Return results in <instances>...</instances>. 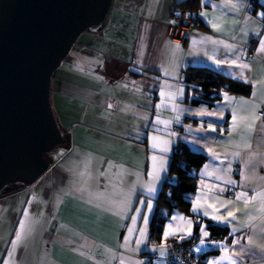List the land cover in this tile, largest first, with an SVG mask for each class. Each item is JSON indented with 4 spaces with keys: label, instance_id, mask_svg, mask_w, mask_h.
<instances>
[{
    "label": "crops",
    "instance_id": "obj_1",
    "mask_svg": "<svg viewBox=\"0 0 264 264\" xmlns=\"http://www.w3.org/2000/svg\"><path fill=\"white\" fill-rule=\"evenodd\" d=\"M178 1L113 0L114 13L120 18L116 25L120 23L108 30V37L127 51L132 49L130 61L144 72L140 77L130 76L129 56L119 58L116 67L124 72L127 86L72 67L55 71L50 100L65 140L48 156L49 167L36 181L0 195V264L10 259L9 252H13V264H171L166 260L170 242L186 233L180 231L166 240L163 235L155 244L149 240L155 198L167 172L154 182V194L146 186L151 180L152 156L166 159L168 171L173 145L179 140L207 156L199 168L191 212L229 229L221 237L209 235L201 246L200 227L206 223L200 222L192 250L202 247L194 251L197 254L216 251L204 264H264V198L259 195L264 192V119L257 115L264 110V53L257 51L264 36L256 35L264 32V23L247 11L248 0H200L199 16L205 28L193 25L181 42H173L166 31L170 11ZM209 21L218 24L219 30ZM100 28L98 35L103 34ZM241 64L249 67L241 68ZM187 66L211 68L249 83L250 95L225 93L212 107L183 102L188 92L181 73ZM54 84L57 88L52 91ZM185 117L197 121H185ZM157 118L168 122L167 126L156 123ZM164 140L170 142L166 153L160 151L166 146ZM229 179L234 183H227ZM238 193H245L249 202L237 201ZM197 198L203 207L194 213ZM140 200L153 204L150 213ZM228 201L233 203L221 207ZM136 208L149 216L139 246L136 240L141 239L139 229L144 225L140 217L132 222ZM205 210L208 216L203 215ZM227 211L234 212L236 220L211 219L212 215L226 216ZM189 219L193 222L182 211H173L164 232L169 224L172 231L186 228ZM22 220L28 229L13 250L11 242ZM129 228L135 230L129 234ZM125 237H130L127 244ZM235 240L239 244L234 247ZM161 244L166 245L163 256Z\"/></svg>",
    "mask_w": 264,
    "mask_h": 264
},
{
    "label": "water",
    "instance_id": "obj_2",
    "mask_svg": "<svg viewBox=\"0 0 264 264\" xmlns=\"http://www.w3.org/2000/svg\"><path fill=\"white\" fill-rule=\"evenodd\" d=\"M112 3L0 0L1 193L36 181L49 167L43 153L65 140L51 106V77L80 33L101 26Z\"/></svg>",
    "mask_w": 264,
    "mask_h": 264
},
{
    "label": "trees",
    "instance_id": "obj_3",
    "mask_svg": "<svg viewBox=\"0 0 264 264\" xmlns=\"http://www.w3.org/2000/svg\"><path fill=\"white\" fill-rule=\"evenodd\" d=\"M248 1L247 11L261 19L259 13L264 12V2L262 0ZM199 8L200 0H180L173 5L170 11L169 23L172 21L176 22L180 18L181 13L186 12V15L191 18L192 26L194 25L203 29L205 28V24L200 19ZM177 13L180 15H177ZM116 15L117 13H113L110 21L103 24L101 23L102 28H100V31H102L103 34H106V37H108V35L110 36L109 29H112V27L116 29L117 27V25L114 24H116L120 18ZM262 21L264 23V20ZM129 29L130 27L124 26L125 31H129ZM130 42L128 41V44H130ZM129 74L133 77H140L144 72L130 69ZM181 79L186 85L188 92L182 101L192 105H206L212 107L222 99L225 93L249 96L251 90L249 83L236 80L206 67L187 66L182 70ZM258 111L264 110L260 109ZM259 118L261 117L259 116ZM184 120L190 122L197 121L190 117H185ZM143 142H145V136ZM44 154L45 152L43 153V156L48 161L49 155ZM206 160L207 156L203 152L192 149L183 141L179 140L173 145L167 175L165 176L158 195L155 198L156 208L149 225V240L155 244L160 243L163 237L164 228L170 220L173 211H182L186 216L192 218L193 235L183 240L171 241L170 246H172V244L184 246L187 251L198 260L199 264H204L205 259L208 256L216 253L215 250H207L197 254L192 250L191 242H194L197 238L200 222L204 221L206 223L210 237H221L229 233V229L226 226L215 224L210 220L201 219L193 215L191 212V204L197 187L196 181L199 168ZM20 188L21 187L18 189Z\"/></svg>",
    "mask_w": 264,
    "mask_h": 264
},
{
    "label": "snow or ice",
    "instance_id": "obj_4",
    "mask_svg": "<svg viewBox=\"0 0 264 264\" xmlns=\"http://www.w3.org/2000/svg\"><path fill=\"white\" fill-rule=\"evenodd\" d=\"M225 6L227 7L229 5L226 4ZM230 6L232 8H234V9L237 8V5L235 3H231ZM177 15H180V14L177 13ZM200 15L201 16H206L207 14L205 12H201ZM259 16L261 17L262 20H264V12L259 13ZM171 23H175V21H172ZM209 23H212V22L209 21ZM212 27L214 29L219 30V26L216 23H212ZM256 35L264 36V32H257ZM177 47H179V46L177 45ZM257 51L260 52V53H264V38H261L259 40V46L257 48ZM239 67L248 68L249 65L241 64V65H239ZM180 94L181 95L183 94L182 90L180 91ZM161 95L163 96L164 93L162 92ZM225 99H228V97L226 96ZM157 107L159 108L160 105H157ZM200 115H212V113L201 112ZM176 119L178 120L179 117H177ZM235 119H236V117L234 116L233 120L235 121ZM156 123L165 124V126H167L168 122L162 121L159 118H157ZM156 139H157L156 137H153V140H156ZM163 144L166 145V146L161 148L160 151L166 153V152H168L170 150V148L167 147V145H169L170 142L168 140H164ZM152 146H153V148H155L156 144H153ZM152 161H153L152 171H150L148 173V175L151 178V180L146 186L147 192L149 194H154L157 191V188L155 187V183L154 182L160 180V173L161 172H165V173L167 172V161H166V159H164L163 157L158 158L156 155H153L152 156ZM109 167H112V165H109ZM206 168H207V166H205V169ZM202 174L209 175V173H207V171H204ZM241 175L243 176V174H241ZM217 179H219V177H217ZM244 179L247 180V177L245 176ZM227 183L232 184V183H234V181L229 179L227 181ZM219 191L223 192V191H225V189L224 188H220ZM259 195H260L261 198H264V192L260 193ZM242 199L244 200L245 204H247L249 202V199L246 197L245 193H238L236 195V200L240 201ZM252 199H255V197H253ZM139 203H140V205L146 207L149 213L151 212V210L153 208V204L150 201L146 202L145 200H140ZM231 203H233V202L232 201H228L226 204H222L221 207L227 208L228 204H231ZM202 207H203V205H201L199 203V198H197V202L193 205L192 211L194 213H198ZM209 207H214V206L213 205H209ZM135 211H136L137 215L131 217L133 224L136 223L137 217H140L143 220V225H144V227L139 229V235H140L141 239H137L136 240V244L139 246L141 243H143V238L146 236L147 225H148V222H149V216L148 215H142L140 208H136ZM215 211L219 212V209H215ZM203 215L204 216H208L209 212L207 210H205V211H203ZM24 216L26 218L28 217V212L27 211H25ZM227 217H230L232 220H236V218H237L234 212L227 211L226 216H223V215H221V216L212 215L211 219L227 223L228 222ZM172 219L175 220V219H177V217H173ZM179 219L184 220L183 217H180ZM192 223H193L192 220H190V219L186 220L185 221L186 228H183V229L182 228H177L176 231H172L173 226L171 224H169V226H168L169 230H166L164 232V234H163L164 235V239L166 240L170 235H177V233L180 232V231H184L186 233V235H179L178 236V238L181 239V240L185 239L187 236H191L192 235V232H191ZM19 227H20V230L16 232L15 239L11 242L13 250H15L18 247V245L22 242V240H23V238L25 236V233H26V231L28 229L27 221L26 220L20 221ZM207 227H208L207 225H204V226L200 227V233L202 234V238L200 239V245L201 246H203L206 243V238L209 236V232L207 231ZM134 230L135 229H133V228H129L128 229L129 234H131ZM129 240H130V237H125V243L126 244L129 243ZM249 243H251V240H249ZM236 244H239V240H235L233 246L235 247ZM165 248H166L165 244L159 245L160 255L161 256L164 255ZM155 250L156 249L154 248L153 251H155ZM193 251L200 252V251H202V247H198V248L194 249ZM225 251L227 252L228 249H225ZM8 255H9L10 259L4 261L3 264H13V262L11 260L13 252H9ZM121 264H123V262H121ZM210 264H218V262L213 261V262H210ZM234 264H235V262H234Z\"/></svg>",
    "mask_w": 264,
    "mask_h": 264
},
{
    "label": "rangeland",
    "instance_id": "obj_5",
    "mask_svg": "<svg viewBox=\"0 0 264 264\" xmlns=\"http://www.w3.org/2000/svg\"><path fill=\"white\" fill-rule=\"evenodd\" d=\"M115 10H117V7L114 2L110 6L107 16L104 19V22H102V24L110 21L111 16L115 12ZM119 23L120 22H118L117 25H119ZM98 29H99L98 27H93L82 31L78 36V38L76 39V41L72 44L65 58L61 61L58 69L60 67H72L84 74H89L97 78H103V79L107 78L118 84L127 86L128 82L127 80H125L126 78L124 77V72L119 71V68L116 67V63L119 58L128 55L129 57H127V60L129 63H127L128 64L127 71L132 69L135 71L142 72V69L138 67L136 62L132 63L130 61L134 57V54L132 53L133 52L132 49H128L127 51L125 50V47L113 42L109 37H106L105 34L98 35L99 34ZM113 29L114 27H112L111 30L113 31ZM167 35H168V30L166 31V36ZM170 39L171 41L173 40V42L180 41L177 37H171ZM144 86L146 88H151L146 83L144 84ZM55 88L57 87L54 84V86L52 87V91ZM54 115L56 117L55 113ZM55 149H56V145L52 147V149L46 151L44 155L49 154V157H51L50 154H52ZM16 184L20 186L21 185L27 186L26 183H23L21 181H18ZM2 194L4 193L0 192V195Z\"/></svg>",
    "mask_w": 264,
    "mask_h": 264
},
{
    "label": "built area",
    "instance_id": "obj_6",
    "mask_svg": "<svg viewBox=\"0 0 264 264\" xmlns=\"http://www.w3.org/2000/svg\"><path fill=\"white\" fill-rule=\"evenodd\" d=\"M191 26V18L186 15V12H182L180 18L175 23H169L167 36L169 39L171 37H177L180 40L179 42H181L183 40L185 31ZM251 46L254 47L255 44L252 43ZM258 115L261 118H264V111H258ZM166 260L171 264H199L198 260L194 258L184 246L175 244H172Z\"/></svg>",
    "mask_w": 264,
    "mask_h": 264
},
{
    "label": "flooded vegetation",
    "instance_id": "obj_7",
    "mask_svg": "<svg viewBox=\"0 0 264 264\" xmlns=\"http://www.w3.org/2000/svg\"><path fill=\"white\" fill-rule=\"evenodd\" d=\"M99 28V27H98ZM20 186V185H19ZM14 189V188H13Z\"/></svg>",
    "mask_w": 264,
    "mask_h": 264
}]
</instances>
